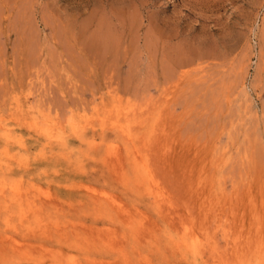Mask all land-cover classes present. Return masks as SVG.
<instances>
[{
  "label": "rangeland",
  "instance_id": "obj_1",
  "mask_svg": "<svg viewBox=\"0 0 264 264\" xmlns=\"http://www.w3.org/2000/svg\"><path fill=\"white\" fill-rule=\"evenodd\" d=\"M0 264H264V0H0Z\"/></svg>",
  "mask_w": 264,
  "mask_h": 264
}]
</instances>
